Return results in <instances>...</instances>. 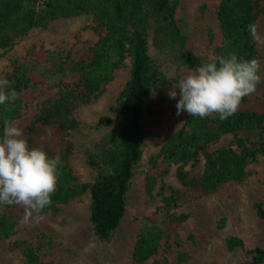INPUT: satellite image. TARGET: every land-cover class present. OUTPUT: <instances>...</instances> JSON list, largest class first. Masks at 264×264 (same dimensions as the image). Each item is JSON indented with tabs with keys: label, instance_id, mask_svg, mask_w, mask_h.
Masks as SVG:
<instances>
[{
	"label": "rangeland",
	"instance_id": "obj_1",
	"mask_svg": "<svg viewBox=\"0 0 264 264\" xmlns=\"http://www.w3.org/2000/svg\"><path fill=\"white\" fill-rule=\"evenodd\" d=\"M176 3L174 20L185 36V47L195 56L210 59L218 56L214 50L224 42V34L217 17L220 0H173ZM258 30L264 34V13L257 19ZM104 33L102 25L91 15L59 18L46 27H34L19 37L13 45L0 48V78L9 80V89L20 77L15 70L24 61L30 62V79L34 91L25 94L27 105L21 115L12 120L23 130L45 108L56 101L64 103L63 118L70 126L58 134L40 136L56 147L68 150L66 161L76 183L91 184L96 170L88 164V153L100 154L107 128L97 126L101 116H115L118 103L130 79L132 55L128 47L120 65L113 70L109 81L80 98L70 91L78 75L79 61L87 62L90 48ZM264 77V45H257ZM147 53L164 75L162 84L152 85L148 102L142 110L143 141L141 155L133 166V178L126 194L123 218L109 241H100L90 222L91 197L89 190L66 202L56 203L53 210L43 212L41 222L21 224L24 209L20 206L13 232L0 240V264H29L16 242L27 240L39 255L42 264H133L132 252L138 233L149 216L187 214V218L169 230L163 237L157 253L143 264H251L256 247L264 246V219L257 212L260 203L264 209V150L244 136L230 132L207 145L213 152L231 147L239 153L243 147L255 150L254 158L245 165L242 177L222 182L215 190L196 197L186 196V187L176 176L177 163L168 172L157 176L148 190L150 172L162 165V145L184 124L187 113L177 115L176 99L169 97L174 84L198 66H190L178 59L172 49L158 47L153 32L147 39ZM50 66L60 72L49 73ZM178 91V89H177ZM264 113V82L254 94L245 97L238 111ZM237 111V112H238ZM25 139V138H24ZM205 156L199 162L186 164L190 177H199ZM175 191V201L165 205L163 197ZM5 205H0L3 208ZM22 208V209H21ZM242 241V246L230 248L228 238ZM260 264H264V261Z\"/></svg>",
	"mask_w": 264,
	"mask_h": 264
},
{
	"label": "trees",
	"instance_id": "obj_2",
	"mask_svg": "<svg viewBox=\"0 0 264 264\" xmlns=\"http://www.w3.org/2000/svg\"><path fill=\"white\" fill-rule=\"evenodd\" d=\"M176 3L173 0H0V48L10 47L15 41L34 27H46L50 22L65 17L91 15L93 20L104 28V33L90 48L87 62L79 61L78 75L71 93L80 98L97 91L112 77L113 70L123 60L125 48L132 55L130 79L118 103L115 116H101L97 126L107 128L105 143L100 154L88 153V164L95 168V179L91 184L76 183L66 161L68 150L56 147L41 135L58 134L70 126L63 118L61 101L45 108L27 127L24 138L30 148L39 147L49 157L58 156L57 187L51 197L52 203L44 212L52 211L56 203L66 202L75 195L89 190L91 197L90 222L100 241H109L126 209V194L133 178V166L141 155L143 131L141 114L146 106L152 85L162 84L164 75L157 69L147 53L149 31L154 34L160 48L172 49L178 59L190 66H199L208 61L195 56L185 47V36L174 20ZM264 13V0H220L217 17L224 34V42L214 52L220 56L237 55L240 60L260 59L257 44L248 31L250 23ZM30 62L24 60L16 74L20 77L13 87L20 97L14 103L0 105V136L5 120L20 117L23 106L27 105L26 93L34 91V83L24 79L30 72ZM49 73L60 72L58 66H50ZM33 94V93H32ZM200 118L186 117L184 124L161 147L162 165L154 168L148 177V190L151 191L154 179L168 172L172 163H177L176 176L186 187L187 197H196L215 190L222 182L242 177L245 165L254 158L256 149L243 147L237 153L231 147H221L213 152L206 150L209 143L223 134L233 132L240 144L244 139L256 142L258 150H264V113L251 110L238 111L225 120L218 114ZM205 156L203 172L199 177H190L185 171L186 164H196L199 156ZM175 191L170 187V195L164 196L165 205L175 201ZM19 205H5L0 208V240L9 236L18 220ZM22 209V208H21ZM257 212L264 219V209L260 203ZM187 218V214L155 216L146 218L133 247V264H143L157 253L163 237L169 230ZM240 239L228 238V246H242ZM29 264H42L39 255L29 241L15 243ZM251 264L264 261V246L256 247Z\"/></svg>",
	"mask_w": 264,
	"mask_h": 264
},
{
	"label": "clouds",
	"instance_id": "obj_3",
	"mask_svg": "<svg viewBox=\"0 0 264 264\" xmlns=\"http://www.w3.org/2000/svg\"><path fill=\"white\" fill-rule=\"evenodd\" d=\"M248 31L255 44L264 45V34L256 23H250ZM262 82L259 59L220 55L201 63L174 84L168 94L171 99L180 97L177 115L186 112L190 116L215 118L213 114H218L220 120H225ZM9 85L8 79L0 78V105L14 103L20 97L14 88L8 90ZM60 164L58 156L49 157L42 148H30L23 130L5 120L0 136V205L21 206L24 216L20 223L38 225L45 208L52 203Z\"/></svg>",
	"mask_w": 264,
	"mask_h": 264
},
{
	"label": "built area",
	"instance_id": "obj_4",
	"mask_svg": "<svg viewBox=\"0 0 264 264\" xmlns=\"http://www.w3.org/2000/svg\"><path fill=\"white\" fill-rule=\"evenodd\" d=\"M44 0H36V2L40 3V2H43Z\"/></svg>",
	"mask_w": 264,
	"mask_h": 264
},
{
	"label": "crops",
	"instance_id": "obj_5",
	"mask_svg": "<svg viewBox=\"0 0 264 264\" xmlns=\"http://www.w3.org/2000/svg\"><path fill=\"white\" fill-rule=\"evenodd\" d=\"M259 16H260V15H259ZM259 16H258V17H259ZM257 19H258V18H257ZM256 24H257V23H256Z\"/></svg>",
	"mask_w": 264,
	"mask_h": 264
}]
</instances>
